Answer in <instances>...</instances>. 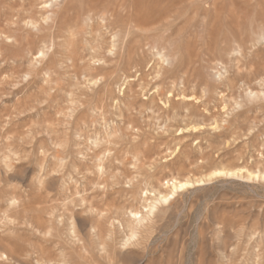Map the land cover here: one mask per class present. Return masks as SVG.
<instances>
[{"label": "rangeland", "instance_id": "obj_1", "mask_svg": "<svg viewBox=\"0 0 264 264\" xmlns=\"http://www.w3.org/2000/svg\"><path fill=\"white\" fill-rule=\"evenodd\" d=\"M51 1L0 0V264H264V0Z\"/></svg>", "mask_w": 264, "mask_h": 264}, {"label": "bare ground", "instance_id": "obj_2", "mask_svg": "<svg viewBox=\"0 0 264 264\" xmlns=\"http://www.w3.org/2000/svg\"><path fill=\"white\" fill-rule=\"evenodd\" d=\"M55 2H56V0H52L51 1V3L49 4V6L50 7H52L54 4H55ZM48 4V3H47ZM199 4V3H198ZM123 9V8H122ZM145 12V13H144ZM143 13H144V16L143 15H141L142 16V19L145 21V23L146 24H149L150 23V25H151V23L152 22H154V21H156L158 18H156V16H157V10H155L154 8H152V9H150V7H149V9H147L146 11H144ZM205 14V13H204ZM201 15H203V14H201ZM42 18V17H41ZM30 22H31V20H30ZM32 23V22H31ZM32 25V24H31ZM264 36V35H263ZM113 43V42H112ZM236 43V42H235ZM239 47V46H238ZM242 47V46H241ZM42 53V51L40 52V54ZM181 55V54H180ZM182 56V55H181ZM162 59V58H161ZM191 60V59H190ZM189 60V61H190ZM162 61V60H161ZM165 61H168V60H165ZM180 66V65H179ZM186 66V65H185ZM187 72H189V71H187ZM186 73V72H185ZM218 75H219V72H218ZM222 75V74H221ZM220 75V76H221ZM263 91V90H262ZM181 93V92H180ZM183 93V92H182ZM181 93V95H184V94H182ZM250 93H252V90H250ZM256 93V92H255ZM262 94H263V92H261ZM183 98H186V97H183ZM170 99V98H169ZM168 102V101H167ZM169 103V102H168ZM189 103V102H188ZM167 104V103H166ZM172 107V106H171ZM181 107V106H180ZM184 110H187L186 108L184 109ZM182 111V110H181ZM188 111V110H187ZM205 111V110H204ZM194 112V111H193ZM200 112V111H199ZM164 113V112H163ZM180 113V112H179ZM173 114V113H172ZM175 114V113H174ZM173 114V115H174ZM185 114V113H184ZM195 114H196V112H195ZM206 114V113H205ZM194 116V115H193ZM204 116V115H203ZM207 116V115H206ZM175 117V116H174ZM186 117V116H185ZM190 117V116H189ZM172 118H173V116H172ZM212 119V118H211ZM196 123V122H195ZM194 124V123H193ZM199 126V125H198ZM180 127V126H179ZM196 129H197V127H196ZM99 156V155H98ZM99 160H100V158H99ZM98 168V167H97ZM104 168V167H103ZM218 171H220V170H218ZM229 171V170H228ZM233 171V170H232ZM231 170H230V172H232ZM217 172V171H216ZM221 172V171H220ZM223 172H224V170H223ZM234 172H236V170L235 171H233V173ZM263 174V173H262ZM168 182V181H167ZM172 189H171V192L168 194V195H162L161 194V197H160V199L161 200H163V201H167V200H169V198H171V197H174V195L176 194V192L179 190V189H181V188H183V187H186V186H189V185H192L190 182H179V181H173L172 183ZM152 193V192H151ZM160 194V193H159ZM154 199H156V198H154ZM147 200V199H146ZM16 201V200H15ZM83 201V200H82ZM81 201V202H82ZM156 202H157V200H155ZM83 202H85V201H83ZM82 202V203H83ZM155 206V205H154ZM153 206V207H154ZM146 207V206H145ZM144 207V208H145ZM147 208V207H146ZM151 210H152V208H151ZM65 211H67V210H65ZM97 211V210H96ZM102 212V211H101ZM108 212V211H107ZM134 212V211H133ZM131 213V215H133V217L135 218V220L136 221H140V218H141V216L140 217H138L137 215H138V213L139 212H134V213ZM69 213V212H68ZM13 214V213H12ZM142 214V213H141ZM100 215V214H99ZM1 218V217H0ZM10 218V217H9ZM39 218H41V217H39ZM6 219H8L7 218V216H6ZM73 219V218H72ZM72 219H70V220H72ZM8 221L9 222H11V219L9 220L8 219ZM72 221H74V220H72ZM127 221V220H126ZM12 223V222H11ZM40 223H42V221L41 220H39V224ZM99 225V224H98ZM127 225H129V223L127 224ZM96 226V225H95ZM64 227V226H63ZM73 227V226H72ZM97 227V226H96ZM9 228V227H8ZM59 228H61V227H59ZM93 228H94V226H93ZM101 228V227H100ZM75 229V228H74ZM73 229V231H75ZM51 230V229H50ZM65 230V229H64ZM68 230V229H67ZM70 230V229H69ZM72 230V229H71ZM70 230V231H71ZM72 232V231H71ZM131 233V232H130ZM74 234H76L75 232H74ZM57 235V234H56ZM70 235H72V233H70ZM78 237V236H77ZM55 238H57V237H55ZM72 238H73V235H72ZM132 238V237H131ZM79 239V238H78ZM94 240V239H93ZM49 241H51V240H49ZM80 241H82V240H80ZM99 242V241H98ZM129 244V243H128ZM93 245V244H92ZM126 245V244H125ZM102 246V245H101ZM79 248L81 249V251H87V245H86V243L83 241L82 243H80V245H79ZM90 248V247H89ZM63 251V250H62ZM3 253V252H2ZM20 253H22V252H20ZM75 253V252H74ZM83 254V253H82ZM92 254V253H91ZM3 255H4V253H3ZM48 255H50V254H48ZM81 256V255H80ZM40 258V257H39ZM44 259V258H43ZM47 261V260H46ZM59 261V260H58ZM64 262V261H63ZM40 264H42V262H39ZM56 263V262H55Z\"/></svg>", "mask_w": 264, "mask_h": 264}]
</instances>
